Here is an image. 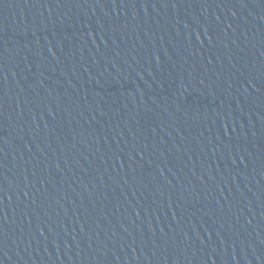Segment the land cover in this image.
<instances>
[{"label":"water","instance_id":"95a60500","mask_svg":"<svg viewBox=\"0 0 264 264\" xmlns=\"http://www.w3.org/2000/svg\"><path fill=\"white\" fill-rule=\"evenodd\" d=\"M0 264H264V0H0Z\"/></svg>","mask_w":264,"mask_h":264}]
</instances>
